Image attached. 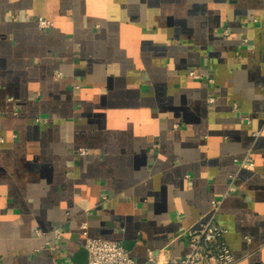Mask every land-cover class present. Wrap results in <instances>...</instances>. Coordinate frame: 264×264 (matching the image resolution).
<instances>
[{
    "label": "crops",
    "instance_id": "obj_1",
    "mask_svg": "<svg viewBox=\"0 0 264 264\" xmlns=\"http://www.w3.org/2000/svg\"><path fill=\"white\" fill-rule=\"evenodd\" d=\"M0 126V264H86L84 222L180 259L232 178L218 221L264 264V0H0Z\"/></svg>",
    "mask_w": 264,
    "mask_h": 264
},
{
    "label": "built area",
    "instance_id": "obj_2",
    "mask_svg": "<svg viewBox=\"0 0 264 264\" xmlns=\"http://www.w3.org/2000/svg\"><path fill=\"white\" fill-rule=\"evenodd\" d=\"M38 25L40 29H49L54 23L44 17H39ZM189 75L196 79H201L203 74L191 71ZM214 98H210V102L214 103ZM38 122L47 123V118H40ZM260 132H255L254 136L258 137ZM3 140L2 128L0 126V141ZM80 154L87 155L86 149H81ZM241 167L255 169V162L251 157V152L245 156L240 162ZM236 191L235 178H232L229 190L220 198H215L210 202V213L207 219L202 221L198 226L190 228L186 233V241L189 252L180 259H169L166 262H160L157 259V253L154 250H148L147 264H238L236 255L231 249L227 234L229 229L218 221V215L221 210L223 201L233 192ZM106 200L107 197L104 196ZM82 229L86 237L85 248L88 252V261L86 264H137L131 252L122 245L121 242L92 237L88 232V223L82 224ZM57 239L62 237L60 229L53 231ZM37 236H45L46 232L42 230L36 231ZM54 264H65L55 260Z\"/></svg>",
    "mask_w": 264,
    "mask_h": 264
}]
</instances>
